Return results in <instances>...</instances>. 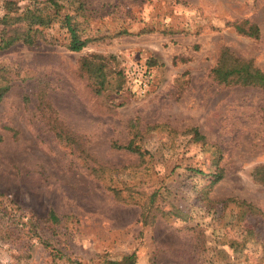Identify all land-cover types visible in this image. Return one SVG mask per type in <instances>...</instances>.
<instances>
[{
  "label": "rangeland",
  "instance_id": "obj_1",
  "mask_svg": "<svg viewBox=\"0 0 264 264\" xmlns=\"http://www.w3.org/2000/svg\"><path fill=\"white\" fill-rule=\"evenodd\" d=\"M79 1L75 21L91 40L81 52L66 50L58 23L33 46L0 51L13 79L0 101V264L130 253L137 264H264V222L221 203L264 213V187L250 175L264 164V91L211 76L224 47L264 73V0ZM59 3L74 13L73 0ZM244 24L258 37L239 33ZM89 54L111 56L134 82L148 71L149 91L94 94L78 69ZM129 141L142 157L111 146ZM216 166L224 175L211 186ZM151 198L155 219L143 225Z\"/></svg>",
  "mask_w": 264,
  "mask_h": 264
},
{
  "label": "trees",
  "instance_id": "obj_2",
  "mask_svg": "<svg viewBox=\"0 0 264 264\" xmlns=\"http://www.w3.org/2000/svg\"><path fill=\"white\" fill-rule=\"evenodd\" d=\"M35 2V0H32ZM76 3V9L73 14L63 11V6L59 0H44L43 6L39 7L34 4L32 7L21 9L17 0H0V51L9 49L16 44L33 46L38 41H43L42 29L48 28L51 25L58 23L60 28L66 30L68 34V42L65 45L69 52H81L91 40L84 37L77 27L75 16L83 15V4L79 0H73ZM237 26L239 33L248 37H258V28L250 24L248 27ZM79 72L88 81L89 88L96 95H102L107 89L119 93L125 85V77L121 70L113 68V58L100 54H89L82 57L78 63ZM211 76L214 81L226 86H235L243 88H254L264 91V73L256 68L251 60L239 57L231 52L228 48L220 50L217 62L211 69ZM13 79L9 75V69L0 65V101L5 94L11 89ZM55 129V127H53ZM57 130V128H56ZM58 136H64L60 130ZM57 132V131H56ZM193 140L196 142L205 143V138L196 129L191 130ZM57 135V134H56ZM67 137H69L67 135ZM72 137H69V139ZM112 148L116 150H126L131 153H136L140 157L144 155L141 149L129 141L127 144L113 143ZM203 174L201 171H197ZM224 175L222 167L216 166L215 173L212 174L210 185L219 182ZM252 181L264 187V164H257L251 172ZM118 197V194L116 195ZM203 201L210 208L217 206V202L208 199V192L203 196ZM234 202L240 209V219L245 220L247 216H258L264 222V213L257 207L247 204L244 201H236L228 199L222 201V204ZM153 199L149 205L144 208L140 215V220L143 225L152 223L155 219V213L152 208ZM215 208V207H214ZM48 219L53 222H58L55 213L51 212ZM240 243L231 242L230 247L233 249L239 248ZM75 264H82L75 262ZM97 264H137L135 253H130L122 256L119 259H111L109 257H101Z\"/></svg>",
  "mask_w": 264,
  "mask_h": 264
},
{
  "label": "built area",
  "instance_id": "obj_3",
  "mask_svg": "<svg viewBox=\"0 0 264 264\" xmlns=\"http://www.w3.org/2000/svg\"><path fill=\"white\" fill-rule=\"evenodd\" d=\"M140 76V73L138 74ZM125 86L122 90L123 93H130L136 97H143L150 89L151 75L148 71H144L139 77V80L132 81L128 75H125Z\"/></svg>",
  "mask_w": 264,
  "mask_h": 264
}]
</instances>
